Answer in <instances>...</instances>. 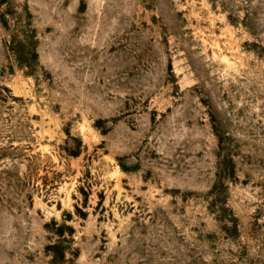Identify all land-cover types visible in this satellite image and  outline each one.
<instances>
[{
    "label": "rangeland",
    "instance_id": "rangeland-1",
    "mask_svg": "<svg viewBox=\"0 0 264 264\" xmlns=\"http://www.w3.org/2000/svg\"><path fill=\"white\" fill-rule=\"evenodd\" d=\"M0 264H264V0H0Z\"/></svg>",
    "mask_w": 264,
    "mask_h": 264
}]
</instances>
